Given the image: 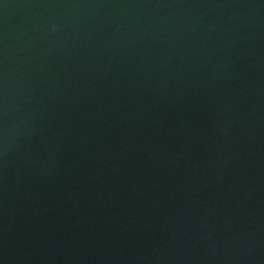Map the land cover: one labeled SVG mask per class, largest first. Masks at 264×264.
Returning <instances> with one entry per match:
<instances>
[{
	"label": "water",
	"instance_id": "1",
	"mask_svg": "<svg viewBox=\"0 0 264 264\" xmlns=\"http://www.w3.org/2000/svg\"><path fill=\"white\" fill-rule=\"evenodd\" d=\"M0 264H264V0H0Z\"/></svg>",
	"mask_w": 264,
	"mask_h": 264
}]
</instances>
